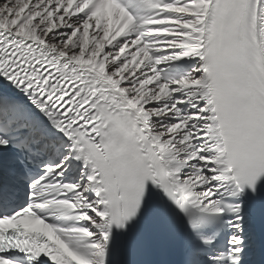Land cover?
<instances>
[{"label": "snow or ice", "instance_id": "obj_1", "mask_svg": "<svg viewBox=\"0 0 264 264\" xmlns=\"http://www.w3.org/2000/svg\"><path fill=\"white\" fill-rule=\"evenodd\" d=\"M264 264V0H0V264Z\"/></svg>", "mask_w": 264, "mask_h": 264}]
</instances>
